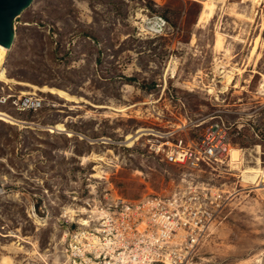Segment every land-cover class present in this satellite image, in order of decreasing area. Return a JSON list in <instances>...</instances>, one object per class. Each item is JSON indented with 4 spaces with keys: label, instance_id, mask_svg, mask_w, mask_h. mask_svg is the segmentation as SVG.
<instances>
[{
    "label": "rangeland",
    "instance_id": "1",
    "mask_svg": "<svg viewBox=\"0 0 264 264\" xmlns=\"http://www.w3.org/2000/svg\"><path fill=\"white\" fill-rule=\"evenodd\" d=\"M203 2L33 0L15 18L4 67L27 85L0 81V97L30 92L43 107L0 103L22 121L0 120V264H56L76 214L179 186L184 168L127 135L185 121L198 135L217 120L240 159L192 171L223 199L208 205L217 216L187 264H264V0H217L199 24ZM218 30L226 56L214 49ZM223 65L240 68L234 84ZM58 122L67 130L47 128Z\"/></svg>",
    "mask_w": 264,
    "mask_h": 264
},
{
    "label": "built area",
    "instance_id": "2",
    "mask_svg": "<svg viewBox=\"0 0 264 264\" xmlns=\"http://www.w3.org/2000/svg\"><path fill=\"white\" fill-rule=\"evenodd\" d=\"M0 103L17 111L43 107V100L31 94L3 95ZM190 128L194 127L185 121L168 130L134 132L136 139L131 141L145 152L186 170L179 186L166 194L118 198L105 209L76 214L74 226L65 233L63 258L56 264L188 263L206 225L217 216L208 205L223 199L222 192L212 193L207 183L192 179V171L217 169L232 147L229 127L221 120L198 135H191Z\"/></svg>",
    "mask_w": 264,
    "mask_h": 264
},
{
    "label": "bare ground",
    "instance_id": "3",
    "mask_svg": "<svg viewBox=\"0 0 264 264\" xmlns=\"http://www.w3.org/2000/svg\"><path fill=\"white\" fill-rule=\"evenodd\" d=\"M252 1L254 2L255 0H252ZM216 7H217V0H204L203 8H202V10H201V12L199 14V17H198V23L199 24L207 23L214 16ZM238 15H239V17H240V15L242 16V14H238ZM224 38H225V36L218 30L217 34H216V40H215L214 49L216 50V52L217 51H220V52L222 51V54L224 56H226L227 54H230L229 53L230 52V47H229V45L228 46L227 45H223ZM255 43L257 44L258 41H255ZM8 50H9L8 48L0 45V81L20 83L21 85H27V83L16 82L13 78L9 77L8 74L6 73V69L4 67V64H5V59L7 57ZM254 52H255V55L259 56V52H258V49H256V45L255 44H254V47L252 49V53H254ZM222 67L224 68V70L222 72L223 75H222L221 78H223L225 86L226 85L228 86L230 84H234L235 74H236L237 71L239 73L240 68L235 67V65H231V66L223 65ZM261 76H262L261 83H262V86H264V72L261 73ZM41 88H42L43 91H47V92L56 94L59 97H62L64 99L68 100V101L77 102L76 98L74 96L70 95L68 92H66L65 90H62L60 88L47 87V86H43ZM209 91H213V90L211 89ZM21 94L22 95H26V94H32V93L22 91ZM0 120H2L4 122H9V123H12V124L22 122V121H19L16 118H14L10 114H8V112H6V111H4L2 109H0ZM47 128L49 130H51V131H54V130H56V131H66L67 130L65 125L63 123H61V122H58V123L53 124V125H47ZM139 131H141V130H139ZM127 139H129V140L136 139L135 134L132 135V136L127 135ZM229 155H230V160H231L232 165H234V167H236L237 163H238V161L240 159V149L231 148L230 151H229ZM262 177L264 178V171H262Z\"/></svg>",
    "mask_w": 264,
    "mask_h": 264
},
{
    "label": "water",
    "instance_id": "4",
    "mask_svg": "<svg viewBox=\"0 0 264 264\" xmlns=\"http://www.w3.org/2000/svg\"><path fill=\"white\" fill-rule=\"evenodd\" d=\"M33 0H0V45L10 49L14 38V20Z\"/></svg>",
    "mask_w": 264,
    "mask_h": 264
}]
</instances>
